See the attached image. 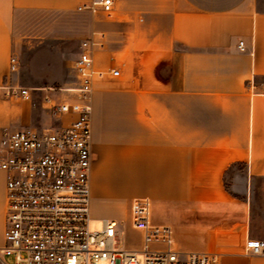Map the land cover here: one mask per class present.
Returning <instances> with one entry per match:
<instances>
[{
	"label": "crops",
	"instance_id": "obj_1",
	"mask_svg": "<svg viewBox=\"0 0 264 264\" xmlns=\"http://www.w3.org/2000/svg\"><path fill=\"white\" fill-rule=\"evenodd\" d=\"M93 1L0 0V85L30 87L33 100L46 84L64 82L67 62L49 41L67 39L55 29L80 11L88 37L104 43L93 53L95 67L121 70L93 82L91 213L97 198L117 199L123 214L135 198H147L160 211L153 221L174 228L180 251L215 252L219 264H264V255L245 250L248 238L263 239L254 228L264 220L257 187L264 178V0H115L112 15L78 9ZM13 54L28 78L10 73ZM32 100L0 97V139L5 128L72 117L37 111ZM7 177L0 168V246ZM224 203L243 209L224 228L233 237L221 238L223 227L206 212Z\"/></svg>",
	"mask_w": 264,
	"mask_h": 264
},
{
	"label": "built area",
	"instance_id": "obj_2",
	"mask_svg": "<svg viewBox=\"0 0 264 264\" xmlns=\"http://www.w3.org/2000/svg\"><path fill=\"white\" fill-rule=\"evenodd\" d=\"M115 0H94L79 10L100 8L112 15ZM103 40L90 36L80 43L74 61V79L60 87H46L44 104L63 120L60 125L5 128L0 139V168L7 174V215L2 256L14 264H141L137 252L124 249L117 234V219L103 218V228L90 231L91 219V99L97 76L121 75L119 68L95 67L93 53ZM238 47L245 49L244 41ZM20 70L17 55L10 57V73ZM52 92V93H50ZM0 97L32 99L30 87L6 80ZM131 224L142 231L143 264H219L218 254L182 252L177 248L174 228L153 221L152 202H131ZM245 250L264 255V240L248 238Z\"/></svg>",
	"mask_w": 264,
	"mask_h": 264
},
{
	"label": "rangeland",
	"instance_id": "obj_3",
	"mask_svg": "<svg viewBox=\"0 0 264 264\" xmlns=\"http://www.w3.org/2000/svg\"><path fill=\"white\" fill-rule=\"evenodd\" d=\"M63 20L59 22V25L55 29L58 35L67 34V39H54L49 41L50 44L61 47L63 52V59L67 62V66L64 68L65 80L64 82H56V84H46V87H60L64 84L72 81L74 79L73 66L74 61L78 57L80 43L82 40L88 37L87 34V24L89 22V18L80 11H75L70 14H66L63 17ZM47 42V41H46ZM45 42V43H46ZM28 60L29 58L25 55L23 58ZM19 72V71H18ZM21 77L28 78L29 73L28 69H21L19 74ZM29 85V84H26ZM19 100V99H16ZM32 100V99H31ZM32 108L43 112V108H50L49 105L44 104L42 98L38 96L37 99L32 100ZM51 109V108H50ZM258 190L264 193V178H261L257 181ZM114 194H111L113 196ZM103 204L100 198H97L95 201V210L91 213V219L89 222L90 231H98L103 228V218L108 217L113 219V217H117L119 224L116 227L117 234L121 239V245L124 249L133 250L137 252V259L143 264L144 261V242H143V234L142 231L134 228L131 224V214L127 212L126 214L120 213L117 210V204L119 201L113 197H107L103 201ZM107 205V206H106ZM131 211V208H130ZM242 207L237 204L227 203L220 204L215 209L207 210V214H212L218 220L219 224L223 228H218L217 232L221 238L223 237H233L235 234L231 231H226L224 228L229 227L235 218H238L242 214ZM152 215L155 221L160 219V211L156 212V210L152 206ZM254 234L260 235L264 239V220L258 223V226L254 228ZM0 240V245H1ZM220 250L223 248L219 247ZM3 260L8 264H14L15 260L11 256L3 255Z\"/></svg>",
	"mask_w": 264,
	"mask_h": 264
}]
</instances>
